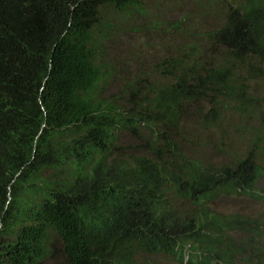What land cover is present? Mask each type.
<instances>
[{"label": "trees", "instance_id": "obj_1", "mask_svg": "<svg viewBox=\"0 0 264 264\" xmlns=\"http://www.w3.org/2000/svg\"><path fill=\"white\" fill-rule=\"evenodd\" d=\"M142 3L0 0V264H264V0L133 72Z\"/></svg>", "mask_w": 264, "mask_h": 264}, {"label": "rangeland", "instance_id": "obj_2", "mask_svg": "<svg viewBox=\"0 0 264 264\" xmlns=\"http://www.w3.org/2000/svg\"><path fill=\"white\" fill-rule=\"evenodd\" d=\"M208 3L209 0H143L144 15L135 12L122 14L127 20L122 18L116 29L110 33L107 42L109 59L127 62L133 72L136 64L142 70L153 62L158 51L165 52L183 37H179L181 34L176 27L173 28L175 21L182 32L196 31L199 34L203 27H208L213 19L205 15L199 7L200 4L209 6ZM155 24L158 25L156 28ZM130 141L134 143L136 140L132 138ZM259 184L264 186V178ZM249 203L256 212L264 210L263 203Z\"/></svg>", "mask_w": 264, "mask_h": 264}]
</instances>
